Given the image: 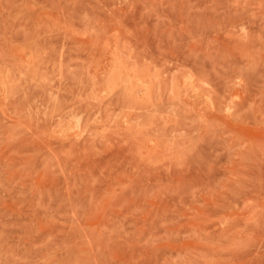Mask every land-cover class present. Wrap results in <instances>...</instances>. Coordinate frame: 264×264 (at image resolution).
I'll return each mask as SVG.
<instances>
[{
	"label": "rangeland",
	"instance_id": "374dc122",
	"mask_svg": "<svg viewBox=\"0 0 264 264\" xmlns=\"http://www.w3.org/2000/svg\"><path fill=\"white\" fill-rule=\"evenodd\" d=\"M0 264H264V0H0Z\"/></svg>",
	"mask_w": 264,
	"mask_h": 264
}]
</instances>
